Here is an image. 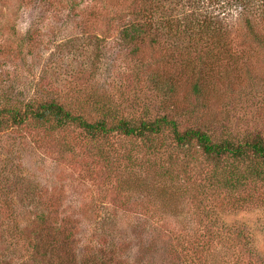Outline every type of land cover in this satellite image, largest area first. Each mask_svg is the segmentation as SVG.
<instances>
[{"label":"rangeland","instance_id":"1","mask_svg":"<svg viewBox=\"0 0 264 264\" xmlns=\"http://www.w3.org/2000/svg\"><path fill=\"white\" fill-rule=\"evenodd\" d=\"M18 1L0 0V94L12 102L61 95L84 103L90 115L106 105L121 116L154 117L165 113V97L151 81L158 74L178 86L177 104L194 108L191 118H183L185 126L264 135V51L236 17L232 52L219 63L163 39L155 45L146 39L139 62L118 39L115 17L123 1L82 0L81 16L71 20L62 17L59 0L45 18L24 15ZM56 11L61 15L52 16ZM197 81L205 85L202 99L192 92ZM65 136L30 126L0 132V264L26 262L29 250L14 237L17 227L47 230L60 253L80 257L105 215L123 236L122 256L108 264H264L263 183L253 187L259 198L239 209L225 192L202 190L213 168L205 160L187 164L170 150L149 155L140 140L114 134L108 142L113 161L106 165L85 143L68 147ZM38 194L47 205L43 229L32 211ZM210 242L202 261L196 259L194 249Z\"/></svg>","mask_w":264,"mask_h":264},{"label":"trees","instance_id":"2","mask_svg":"<svg viewBox=\"0 0 264 264\" xmlns=\"http://www.w3.org/2000/svg\"><path fill=\"white\" fill-rule=\"evenodd\" d=\"M59 1L65 11V16L62 15L64 19L71 20L81 16L82 0ZM125 1L120 0L121 4L117 7L120 12H117L118 17L114 16L115 19L118 18L120 26L118 39L121 46L139 62L142 59V45L146 39L152 45L160 43V39H163L162 42L169 46L183 49L187 53L201 51L210 62L219 63L224 58H229L232 52V22L235 17L245 28L250 42L264 51V0ZM18 2L17 10L24 15H39L45 18L50 15L49 9L54 1ZM51 15H61V12L56 11ZM96 39L101 41L100 43L105 42L104 38ZM92 40L89 42L92 43ZM97 48L100 50L101 46L97 45ZM4 49L0 44V53ZM4 56L11 55L5 53ZM151 81L154 88L161 91L165 97V113L140 119L121 116L106 105L92 109L97 116L93 115L92 111L90 115L87 114L84 103L61 95L37 94L27 101L12 102V99L0 94V132L30 126L51 134H64L68 139V147L76 142L85 143L88 151L97 159L106 162V165H111L113 161L110 150L108 151V142L114 134L138 139L145 144L149 155L156 156L170 150L175 152L178 158L182 157L187 164L205 160L212 165L213 168L205 178L206 184L202 189L205 194L225 192L228 203L239 209L257 200L259 196L253 187L257 183L264 184V135L256 131L235 137L227 128H223V132L218 134L201 126H185L183 118H191L194 108L177 104L176 83L170 77L165 78L158 74H154ZM204 87L199 81L193 85L192 92L197 99L203 98ZM175 155L170 156L176 157ZM132 163L128 164L132 169L131 176L136 175L135 164ZM36 196L31 202L32 211L37 213V219L43 229L48 221L47 205L39 194ZM112 219L106 215L103 217L99 232L93 234L92 241L88 240V246L84 247L82 255L77 258L60 253L51 242L47 230L44 231L45 234H41L43 230L31 232L17 227L16 234L13 231V235L22 241L29 252L26 262L22 260L16 264H108L115 258L113 256L121 254L119 245L123 240V236L116 234L117 229L110 228L114 224ZM235 230L241 239L247 242L243 230ZM28 233L34 236L33 239L30 238L31 241L27 237ZM94 239L97 241L93 242ZM211 239H215L213 234ZM210 245L211 242L202 250L194 249L196 259L202 261ZM250 255L253 256L251 252Z\"/></svg>","mask_w":264,"mask_h":264}]
</instances>
